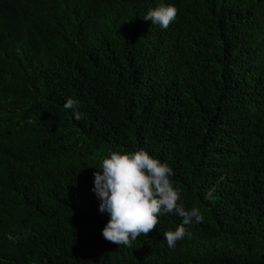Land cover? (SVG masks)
<instances>
[{
    "label": "trees",
    "instance_id": "1",
    "mask_svg": "<svg viewBox=\"0 0 264 264\" xmlns=\"http://www.w3.org/2000/svg\"><path fill=\"white\" fill-rule=\"evenodd\" d=\"M141 147L204 216L174 248L175 213L101 234L93 172ZM0 264H264V0H0Z\"/></svg>",
    "mask_w": 264,
    "mask_h": 264
},
{
    "label": "clouds",
    "instance_id": "2",
    "mask_svg": "<svg viewBox=\"0 0 264 264\" xmlns=\"http://www.w3.org/2000/svg\"><path fill=\"white\" fill-rule=\"evenodd\" d=\"M177 14L174 5L159 3L150 8L143 19L167 30ZM63 107L72 111L74 119L83 118L78 100L69 97ZM28 123L36 121L29 118ZM99 169L93 172L92 191L99 200L98 211L106 212L109 217L101 234L117 247H132L138 237L156 230L160 216L175 213L182 222L174 230L163 233L167 246L174 248L177 241L191 238L186 225L204 220L199 208L185 209L171 179L175 174L173 169L142 147L133 151H111L102 159Z\"/></svg>",
    "mask_w": 264,
    "mask_h": 264
}]
</instances>
